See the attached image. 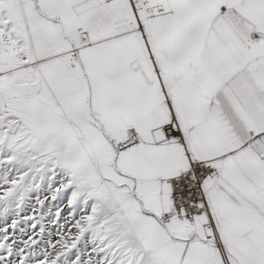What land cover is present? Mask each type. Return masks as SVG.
I'll list each match as a JSON object with an SVG mask.
<instances>
[{
	"label": "snow or ice",
	"instance_id": "snow-or-ice-1",
	"mask_svg": "<svg viewBox=\"0 0 264 264\" xmlns=\"http://www.w3.org/2000/svg\"><path fill=\"white\" fill-rule=\"evenodd\" d=\"M0 264H264V0H0Z\"/></svg>",
	"mask_w": 264,
	"mask_h": 264
}]
</instances>
